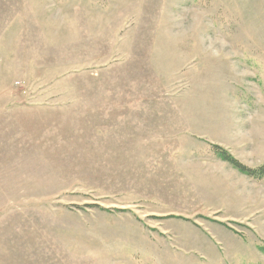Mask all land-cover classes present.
<instances>
[{
	"label": "rangeland",
	"instance_id": "374dc122",
	"mask_svg": "<svg viewBox=\"0 0 264 264\" xmlns=\"http://www.w3.org/2000/svg\"><path fill=\"white\" fill-rule=\"evenodd\" d=\"M264 0H0V264H264Z\"/></svg>",
	"mask_w": 264,
	"mask_h": 264
},
{
	"label": "trees",
	"instance_id": "16d2710c",
	"mask_svg": "<svg viewBox=\"0 0 264 264\" xmlns=\"http://www.w3.org/2000/svg\"><path fill=\"white\" fill-rule=\"evenodd\" d=\"M213 152L219 156L222 160L228 162L234 168L238 169L242 173H245L251 177L262 178L264 176V164L260 166H250L240 159H238L235 155H233L229 149L220 145V144H212L211 145Z\"/></svg>",
	"mask_w": 264,
	"mask_h": 264
}]
</instances>
